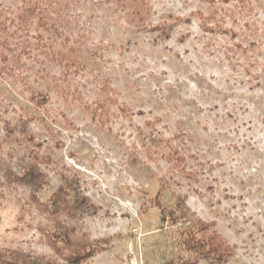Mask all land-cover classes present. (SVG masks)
Listing matches in <instances>:
<instances>
[{"label": "rangeland", "instance_id": "obj_1", "mask_svg": "<svg viewBox=\"0 0 264 264\" xmlns=\"http://www.w3.org/2000/svg\"><path fill=\"white\" fill-rule=\"evenodd\" d=\"M30 1L0 0V247L55 258L52 222L3 179L34 150L41 201L70 179L99 208L82 230L109 244L87 264H209L182 246L198 220L227 264H264V0H148L143 27L115 0H40L63 36L22 26ZM27 118L34 142L7 130Z\"/></svg>", "mask_w": 264, "mask_h": 264}, {"label": "trees", "instance_id": "obj_2", "mask_svg": "<svg viewBox=\"0 0 264 264\" xmlns=\"http://www.w3.org/2000/svg\"><path fill=\"white\" fill-rule=\"evenodd\" d=\"M115 1L128 9L134 26L143 27L149 21L151 8L148 0ZM43 8L42 1L31 0L19 15L22 26L27 28L30 23L38 19L39 26L56 35L63 36L56 25H49L43 18ZM159 27L155 26L154 29H159ZM46 98L47 96L41 93H32V100L36 103L45 101ZM31 120L32 118L23 119L19 125L13 128L7 127V130L15 132L18 128L27 141L34 142L36 138L29 128ZM25 157L27 159L24 158L22 165L20 164V173H16L12 169L11 163L4 162L3 179L8 185L22 186L28 189L37 211L52 222V226L44 228L43 233L55 258L36 255L22 249L0 247V264H87L91 259L106 251L107 245L105 244H109V239L94 241L86 231L82 230V222L85 217L95 215L99 208L89 197L80 192L79 181L76 180L74 183L70 179H64L49 200L43 202L37 194L46 187L48 176L41 169L39 157L34 150ZM157 205L164 213V208L159 204V201H157ZM168 214L174 224L179 223L180 220L188 221L186 213L176 214L171 211ZM211 229L212 225L198 220L193 226L182 230L180 235L183 238V249L209 264H227L234 257V247L229 246ZM102 242L105 244L102 245ZM183 264H195V262L186 260Z\"/></svg>", "mask_w": 264, "mask_h": 264}]
</instances>
